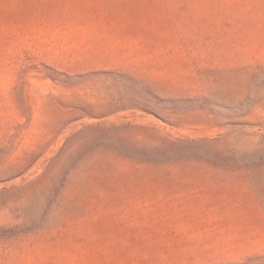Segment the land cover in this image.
I'll use <instances>...</instances> for the list:
<instances>
[{"label": "rangeland", "instance_id": "1", "mask_svg": "<svg viewBox=\"0 0 264 264\" xmlns=\"http://www.w3.org/2000/svg\"><path fill=\"white\" fill-rule=\"evenodd\" d=\"M0 264H264V0H0Z\"/></svg>", "mask_w": 264, "mask_h": 264}]
</instances>
